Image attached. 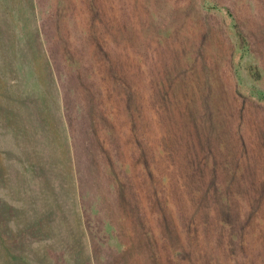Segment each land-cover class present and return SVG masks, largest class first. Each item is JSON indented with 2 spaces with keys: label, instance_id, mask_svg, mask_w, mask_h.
Here are the masks:
<instances>
[{
  "label": "rangeland",
  "instance_id": "rangeland-1",
  "mask_svg": "<svg viewBox=\"0 0 264 264\" xmlns=\"http://www.w3.org/2000/svg\"><path fill=\"white\" fill-rule=\"evenodd\" d=\"M1 152L0 264H264V0H0Z\"/></svg>",
  "mask_w": 264,
  "mask_h": 264
},
{
  "label": "crops",
  "instance_id": "crops-1",
  "mask_svg": "<svg viewBox=\"0 0 264 264\" xmlns=\"http://www.w3.org/2000/svg\"><path fill=\"white\" fill-rule=\"evenodd\" d=\"M5 153L1 152L0 155H1V161H3L4 163H7V159L6 158H2V156H4Z\"/></svg>",
  "mask_w": 264,
  "mask_h": 264
}]
</instances>
